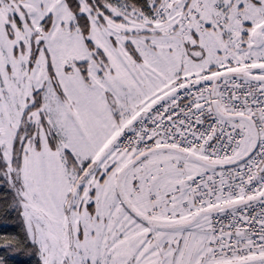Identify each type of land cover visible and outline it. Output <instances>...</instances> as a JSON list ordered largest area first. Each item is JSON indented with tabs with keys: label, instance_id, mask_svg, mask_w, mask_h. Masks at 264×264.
<instances>
[{
	"label": "snow or ice",
	"instance_id": "6c2138e0",
	"mask_svg": "<svg viewBox=\"0 0 264 264\" xmlns=\"http://www.w3.org/2000/svg\"><path fill=\"white\" fill-rule=\"evenodd\" d=\"M0 264H264V0H0Z\"/></svg>",
	"mask_w": 264,
	"mask_h": 264
}]
</instances>
